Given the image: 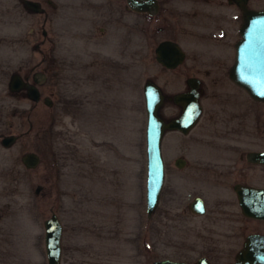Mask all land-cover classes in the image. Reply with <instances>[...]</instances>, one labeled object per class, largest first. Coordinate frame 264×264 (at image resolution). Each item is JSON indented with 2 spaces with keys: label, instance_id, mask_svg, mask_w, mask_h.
<instances>
[{
  "label": "rangeland",
  "instance_id": "1",
  "mask_svg": "<svg viewBox=\"0 0 264 264\" xmlns=\"http://www.w3.org/2000/svg\"><path fill=\"white\" fill-rule=\"evenodd\" d=\"M36 1L42 11L0 0V138L15 136L0 142V264H46L42 222L51 212L61 224L59 264H151L180 256L179 248L188 260L205 252L228 264L246 233H264L263 219L241 215L231 188L237 181L264 186V165L244 158L264 150V101L227 74L241 23L236 6L228 2V47L203 58L195 51L210 48L199 37L208 18L182 7L159 25L124 0ZM247 6L260 9L264 0ZM166 36L195 50L173 69L154 59ZM199 63L201 114L184 134L163 132V181L147 216L141 86L158 85V113L168 119L179 111L171 95L186 88ZM12 74L35 76L39 99L9 89ZM29 151L39 157L34 167L20 160ZM194 195L209 203L204 215L187 210Z\"/></svg>",
  "mask_w": 264,
  "mask_h": 264
},
{
  "label": "water",
  "instance_id": "2",
  "mask_svg": "<svg viewBox=\"0 0 264 264\" xmlns=\"http://www.w3.org/2000/svg\"><path fill=\"white\" fill-rule=\"evenodd\" d=\"M241 11V23L238 27L239 38L234 43V57L228 68V77L242 87L247 94L258 101H264V6L260 9L247 7V0H231ZM24 4L36 11V2L23 0ZM138 10H145L149 6L148 0L136 3L135 0H126ZM183 58V52L176 42L161 40L154 48V59L166 68H173ZM36 81V79H34ZM188 88L176 92L171 96L173 103L179 106V113L164 120L158 113L163 102V94L154 82L146 80L141 86L145 111L144 126V151H145V180L144 202L145 212L149 216L158 200L163 181V161L160 151V141L165 130H177L186 133L196 122L200 113V104L197 100L195 78L187 79ZM8 87L11 90L24 88L26 96L33 101L39 97L38 90L33 83H26L18 74H12ZM46 105L50 99L42 98ZM264 136V127L262 128ZM15 139L13 134L3 135L0 138L2 145H8ZM245 159L253 163L264 164V150H248ZM20 160L26 167H34L39 162L38 155L33 152H25ZM181 157L174 159V164L180 167L183 163ZM36 185L34 191H37ZM240 211L243 215L264 219V187L243 185L234 183L232 186ZM190 207L201 212L203 209L201 200L193 198ZM43 249L46 264H59L61 245V224L54 212H51L43 222ZM151 264H188L181 260L154 259ZM192 264H209L204 257L198 258ZM231 264H264V234L248 233L242 242V246L234 254Z\"/></svg>",
  "mask_w": 264,
  "mask_h": 264
},
{
  "label": "flooded vegetation",
  "instance_id": "3",
  "mask_svg": "<svg viewBox=\"0 0 264 264\" xmlns=\"http://www.w3.org/2000/svg\"><path fill=\"white\" fill-rule=\"evenodd\" d=\"M32 1L36 2L37 8H38L36 11H42L43 10V8L39 5V3L36 0H32ZM136 1L139 2V1H142V0H135L134 3H136ZM188 1H190V2H188ZM188 1L187 0H148L149 6L145 10H138L134 6L128 4L126 2V0H124V5H125V8L126 9H128V10H130L132 12H135V13H145L146 20L148 22H150V23H153V24L163 25V24L171 23L172 21H170L169 18L166 15L164 16V13L165 12H167V14L168 13H171L172 12L171 11L172 9L179 8V7L180 8L182 7V9L186 10V13H190V14H193L195 16L198 14V15H202L203 17L208 18V20L210 19L209 20L210 21L209 23L207 22L208 20L205 19L203 21H200L201 25H199V34H200L199 37L201 39H204L205 42H206L205 43V46H210V48L202 49L200 51L199 50L195 51L193 49H186L182 45V43H180V41H177L176 39H174L173 37H170V36H166V37L160 38V40H158L155 43V45L153 47V54H154V48H155L156 44L159 41H161V40H165V39L172 40V41L176 42L177 45L180 47V49L183 52V58H182V61L178 65H176L175 67H173V68H176L180 64L183 65L186 62V59H187V57L185 58V53L186 52H188L189 55H193L194 54V51H195L196 52L195 54H199L203 58H208L209 54L212 53L213 51L214 52H218V51L223 50L224 47H228V2L234 4L233 1H231V0H188ZM22 2H23V0H22ZM186 5H187V7H186ZM236 8H237V10L239 12L240 22H241V11H240V9L237 6H236ZM169 9H171V10H169ZM173 24H175V23H173ZM129 25H133L131 21L129 22ZM157 28L160 31L162 30V28L159 27V26ZM237 31H238V28H237ZM41 32H42V34H44V30H41ZM219 48H221V49H219ZM88 60H90V59H88ZM202 63H205V61H203ZM202 63L201 64L199 63V65L196 67L198 70H195V68L193 69V73L194 74H191V75H188V76L185 77L186 88L184 89V90H186L188 88L187 79L190 78V77L195 78V81H196V90L198 92L197 100H198L199 104H200L199 96H200V92H201L200 90L202 88V86H201L202 83H201L200 79L198 78L197 73L199 72L200 69L201 70H204V67H203L204 64H202ZM173 68H168V69H173ZM227 74H228V70H227ZM34 79H36V81ZM22 80L24 82H26V83H33L36 86V83H37V80L38 79L35 76H32V78H31L32 81L29 82L27 80V77L24 76V78H22ZM36 88H37V86H36ZM37 90H38V88H37ZM184 90H181V91H184ZM178 92H180V91H178ZM38 93H39V90H38ZM42 98H41V100H42ZM38 99H39V97H38ZM178 113H179V111H178ZM200 114H201V104H200V113H199V116H200ZM199 116H198V118H199ZM172 117H174V116H172ZM198 118H197V120H198ZM164 120H167V119H164ZM197 120H196V122H197ZM244 158H245V153H244ZM247 162H249V161H247ZM249 163L264 165L262 163H253V162H249ZM234 183H240V184H243V185H251V184L242 183V182H238V181L237 182H234ZM233 184L231 185V188H232ZM251 186H258V185H251ZM232 191H233V194L235 196V203L238 206L239 212L241 213L240 208H239V205L237 203L236 195H235V192H234L233 188H232ZM195 197H198L201 200V203H202V206H203V209H202L201 212H196V211H194L190 207V203L192 202L193 198H195ZM224 200H226V201H223V205L225 206L224 209L228 212V194H227V196H226V198ZM208 206H209V203H207V201L202 196H200V195H194V196H192L187 201V203H186L187 210L190 213H192L193 215H204L205 212H208ZM241 215H243V214L241 213ZM243 216L244 217H247V218H253V217H249V216H245V215H243ZM254 219H259V218H254ZM253 232L254 231L248 232V233H253ZM248 233H246L244 235V237ZM256 233H260V232H256ZM261 234H264V233H261ZM244 237H243V239L241 241L240 247L242 246V242L244 240ZM179 252L181 254L178 257H162V258H156V259L167 258V259H172V260H181V261L187 262L188 264H192L198 258L204 257L209 264H226L227 263L226 262V259L224 257H216V260H215L214 258L210 257L205 252H200V253L196 254L194 256V258L191 259V260H188V259H185L184 258V256H183L184 255V249L183 248H181V249L179 248ZM233 260H234V255H233V258L230 261H228V264H231L233 262Z\"/></svg>",
  "mask_w": 264,
  "mask_h": 264
},
{
  "label": "bare ground",
  "instance_id": "4",
  "mask_svg": "<svg viewBox=\"0 0 264 264\" xmlns=\"http://www.w3.org/2000/svg\"><path fill=\"white\" fill-rule=\"evenodd\" d=\"M106 77V76H105ZM107 244V243H106ZM110 244V243H109ZM114 245H116V244H114ZM103 248V247H102ZM107 248V247H106ZM116 249V248H115ZM98 251V250H97ZM103 251V250H102ZM106 252V251H105ZM112 252V251H111ZM91 254H93V253H91ZM108 254H110V253H108ZM92 256V255H91ZM107 256V255H106ZM104 257H102V259H103ZM116 259V258H115ZM117 261V260H116ZM115 263V262H114Z\"/></svg>",
  "mask_w": 264,
  "mask_h": 264
}]
</instances>
